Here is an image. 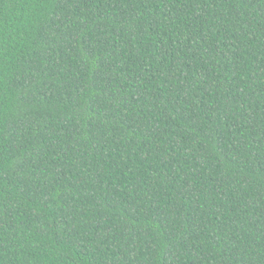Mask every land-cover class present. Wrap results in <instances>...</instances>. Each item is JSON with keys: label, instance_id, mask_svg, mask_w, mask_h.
Masks as SVG:
<instances>
[{"label": "trees", "instance_id": "1", "mask_svg": "<svg viewBox=\"0 0 264 264\" xmlns=\"http://www.w3.org/2000/svg\"><path fill=\"white\" fill-rule=\"evenodd\" d=\"M0 264H264V0H0Z\"/></svg>", "mask_w": 264, "mask_h": 264}]
</instances>
